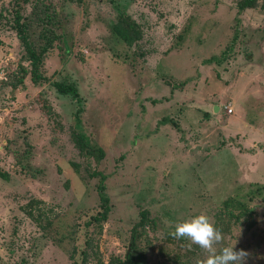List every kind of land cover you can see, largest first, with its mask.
<instances>
[{"label":"rangeland","instance_id":"1","mask_svg":"<svg viewBox=\"0 0 264 264\" xmlns=\"http://www.w3.org/2000/svg\"><path fill=\"white\" fill-rule=\"evenodd\" d=\"M241 1L0 0V264H111L132 238L139 264H202L170 234L201 213L218 249L236 243L245 264H264V0ZM121 17L138 36L116 35ZM89 170L105 175L111 210L87 226L100 209ZM142 211L151 223L135 234Z\"/></svg>","mask_w":264,"mask_h":264},{"label":"trees","instance_id":"2","mask_svg":"<svg viewBox=\"0 0 264 264\" xmlns=\"http://www.w3.org/2000/svg\"><path fill=\"white\" fill-rule=\"evenodd\" d=\"M78 4H81L84 0H69ZM252 1L254 0H243L239 2L240 9L246 8L248 6L252 5ZM125 18L121 17L114 25L113 30L118 35L119 38H121L123 41H129L133 37L138 36L137 30L130 24L125 23ZM15 29L17 30V34L19 36V39L22 41L23 45L25 46L26 53L28 56V59L30 60L31 70H30V79L34 83H42L46 81L45 76L43 73H41V66L43 65V60L40 54H38L33 44L30 40L29 34L26 32L25 24L22 22V17L19 12H16V18H15ZM24 74L27 73L26 69L23 68ZM20 83V80H19ZM56 90L61 95H70L73 98H78V90L75 85L73 84H67L63 82H54L53 83ZM73 141L75 143V146L79 148L81 151H83L84 154L93 156L94 158H100L103 156V150L100 148H94L86 139L85 137L80 134H74L72 133ZM90 175L93 177H99L98 184H97V195L99 199V207L100 209L90 218L86 221L87 226L95 224H100L102 221L106 220L108 218V215L111 210V204H110V197L108 193L106 192V185H105V175L98 171L89 170L88 171ZM4 173H1L3 175ZM4 176V175H3ZM223 206L225 209V212L231 216L234 217V214L231 212V208L235 206V202L232 199H227L223 202ZM243 211L248 214L250 213V210L246 207L245 204L242 203ZM224 212V211H223ZM28 215L32 216V212L28 211ZM147 223H151L148 219V212L142 211L141 212V219L139 223L135 226L133 229L136 234V227H145ZM134 234V235H135ZM136 238V235L133 236ZM131 246L133 247V244H136V241L132 238ZM131 247V250L127 253L125 259L123 261L118 262H112L111 264H139L138 262H135V254H134V248ZM88 253L86 251L82 252V262L84 263L87 260Z\"/></svg>","mask_w":264,"mask_h":264},{"label":"clouds","instance_id":"3","mask_svg":"<svg viewBox=\"0 0 264 264\" xmlns=\"http://www.w3.org/2000/svg\"><path fill=\"white\" fill-rule=\"evenodd\" d=\"M174 238H186L192 245L198 246L205 252L206 259L202 264H245L250 253L241 249L234 250L235 244L217 248L223 242L222 232L214 225L206 214H198L190 219L176 223L170 233Z\"/></svg>","mask_w":264,"mask_h":264}]
</instances>
